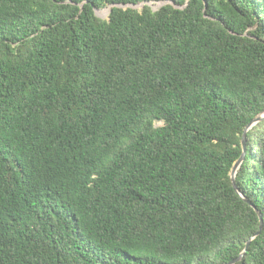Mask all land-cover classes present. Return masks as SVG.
<instances>
[{
	"label": "trees",
	"instance_id": "obj_1",
	"mask_svg": "<svg viewBox=\"0 0 264 264\" xmlns=\"http://www.w3.org/2000/svg\"><path fill=\"white\" fill-rule=\"evenodd\" d=\"M263 112L264 0H0V264H264Z\"/></svg>",
	"mask_w": 264,
	"mask_h": 264
},
{
	"label": "water",
	"instance_id": "obj_2",
	"mask_svg": "<svg viewBox=\"0 0 264 264\" xmlns=\"http://www.w3.org/2000/svg\"><path fill=\"white\" fill-rule=\"evenodd\" d=\"M187 1H189V0H187ZM140 4H144V3H140ZM137 5V4H136ZM112 11V8H111V10H110V12ZM96 13H97V9H96ZM264 119V112L263 113H261L260 115H258V116H256L255 118H253L250 122H249V124L245 127V130H244V132H243V152H242V155L240 156V158L234 163V165H233V167H232V169H231V179H232V182H233V185H234V187L240 192V190H239V188H238V186H237V184H236V176H237V172H238V170H239V168L241 167V164H242V162H243V160H244V158H245V155H246V153H247V142H246V139H247V132H248V130L249 129H251L255 124H257L258 122H260L261 120H263ZM240 194L242 195V196H244L243 195V193L242 192H240ZM245 197V196H244ZM246 198V200H249L247 197H245ZM259 216H260V220H261V224H260V229L261 228H263V225H264V220H263V215H262V212H259ZM260 233V230L255 234V235H253V236H251L248 240H247V242H246V246H245V248L243 249V251L241 252V254L237 257V258H235V259H233V260H231L230 262H228L227 264H233L235 261H237V260H240L242 257H243V255L245 254V252L247 251V249H248V247H249V245H250V243H251V241L258 235Z\"/></svg>",
	"mask_w": 264,
	"mask_h": 264
},
{
	"label": "rangeland",
	"instance_id": "obj_3",
	"mask_svg": "<svg viewBox=\"0 0 264 264\" xmlns=\"http://www.w3.org/2000/svg\"><path fill=\"white\" fill-rule=\"evenodd\" d=\"M163 4H165V2H162V1H152L150 3V5L154 8V9H158L159 7H161ZM143 5L142 4H139L137 5L136 7H139L141 8ZM111 5H107L105 7H102L100 9H97V15L102 17V18H107L109 17V14H110V10H111ZM159 125L162 124V122H159L158 123Z\"/></svg>",
	"mask_w": 264,
	"mask_h": 264
}]
</instances>
